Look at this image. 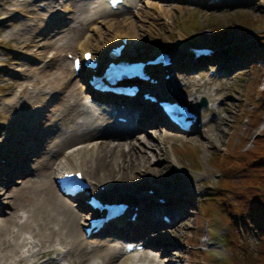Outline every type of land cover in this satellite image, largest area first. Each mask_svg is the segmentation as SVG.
<instances>
[{
    "label": "rangeland",
    "instance_id": "1",
    "mask_svg": "<svg viewBox=\"0 0 264 264\" xmlns=\"http://www.w3.org/2000/svg\"><path fill=\"white\" fill-rule=\"evenodd\" d=\"M210 1L217 0H130L123 12L110 14L106 0H86V11L81 15L85 23L80 26L79 33L72 36L67 30L79 22H75L69 10L55 11L61 5L65 9L71 0H0V243L6 234H10L8 238L11 237L12 241L16 238L14 230L19 228L17 223L26 221L36 199L32 190L21 193L22 197H15L13 190L22 188L23 181L30 179L40 181L42 187L46 186L43 184L46 178L37 174V159L52 157L49 151L58 142L59 129L63 127L58 110L64 106L67 108L56 83H48L50 74L53 75L57 68L65 70L69 55L79 54L84 49L102 54V48H107L106 44L117 34L127 33L134 41L132 58L150 57L167 48L179 61L174 69L182 79L184 99L192 100L199 94L207 100V106L200 109L203 124L196 132L183 134L168 129L166 123L157 118L153 120L159 125L143 127V120L138 124L136 135L140 136L139 140L147 138L151 146L146 145L142 149L138 146L135 151L134 158L138 159L135 180L152 178V185L160 182L164 188L163 182L171 176L181 181L184 177L187 179L185 182L190 180L193 183L189 184L191 198L182 208L181 219L166 228L168 236H162L166 241H160V244L169 246V252L162 253V245L155 250L147 246L145 251L162 264L168 260L180 264H225L231 256L228 246L220 240L227 232L220 210L225 207V202L215 197L219 193L232 199V192L243 189L244 184L241 185L239 179L244 166L241 157L245 149L254 147V138L264 130V54H257L263 47L260 36L264 33V0H225L224 4L214 5ZM100 10L104 12L98 14ZM88 17L95 20L88 21ZM187 44L210 49L212 44H220L226 52L220 59L227 62L226 66H231L230 73L218 77L220 65L217 62H194ZM43 72L48 74L42 77ZM81 78L68 75L67 81L74 86L81 84ZM196 83L199 88H195ZM169 85L170 80L154 89L166 96L170 94ZM86 95L85 90V102ZM38 98L40 101L37 102ZM137 98L140 99L139 96ZM32 107L34 110L31 111ZM158 111L159 108L153 107L148 113L150 118L156 115L162 118ZM52 112L53 119L48 120ZM55 123L57 127L49 134ZM125 128L133 129L123 125V130ZM165 132L170 136L163 142ZM112 141L124 143L126 150L131 142L139 144L135 137ZM76 145L66 149L60 147L59 152L62 153L58 163L60 160L68 166V163H73L65 155L68 156L67 151ZM39 153L40 157L37 156ZM83 156L74 154L73 160L87 172L91 163ZM144 156L146 161H140ZM70 167L76 169L77 166L72 164ZM107 173L115 175L111 170ZM132 175L128 176L130 180L120 182L122 187L134 183ZM51 180L54 181V176ZM147 188L145 193L151 190L149 186ZM121 192L126 191L122 189ZM135 193L138 194L135 191L126 194L137 197ZM71 203L74 208L78 204L76 201ZM83 215L80 221L87 224L88 212H83ZM30 237L29 230L19 234L18 239L23 243L20 252L6 264H17L18 258H25L27 264L35 260L31 251H38L41 246L34 248ZM99 237L103 236L90 239ZM50 248H53L52 242L42 250ZM4 253L5 249L0 251V264ZM48 258L46 255L40 263L45 264Z\"/></svg>",
    "mask_w": 264,
    "mask_h": 264
},
{
    "label": "bare ground",
    "instance_id": "2",
    "mask_svg": "<svg viewBox=\"0 0 264 264\" xmlns=\"http://www.w3.org/2000/svg\"><path fill=\"white\" fill-rule=\"evenodd\" d=\"M224 1L225 0H217L210 2L212 5H214L224 4ZM129 2L130 0H126L125 6ZM86 5V0H71V3L67 5L65 9H62L61 7L64 5H61L60 8L55 10L57 12L60 10H69L74 15L73 19L75 22H79V25H70L69 29L67 30V32L71 33L72 36L77 35L79 33L78 31H80V26L85 23V19H82L81 15L83 11H86ZM103 12L104 10H100L97 13L102 14ZM108 12L110 14H114L123 12V10L117 12L111 7H108ZM86 19L88 21L95 20V18L90 17ZM128 35L129 34L127 33L124 35L117 34L114 40H110V42L106 44L108 46L107 48H110L109 46L115 42H121L122 38L128 37ZM131 37L128 38L132 39ZM131 41H128L127 45H132L134 43ZM204 42H206V40H204ZM187 45L188 46H186V48H190L193 44ZM69 46H72V44L69 43ZM107 48H102V54L95 53V57L100 63L105 61L106 57L109 58ZM212 48L214 49L215 54H213L211 57H201L196 59L193 54L190 55L192 56L194 62L201 63L200 61L208 60L210 63L217 62V64L220 65L218 69V77L228 75V73H230L229 68L231 66H226L227 62L221 61L220 59L221 55H225L226 52L222 50V46L220 44L215 46L212 44ZM77 49L78 46L76 47V50ZM83 52L84 51L82 50L79 54ZM125 55L128 59H131L132 52L129 54L126 53ZM77 56L78 53L75 54V57ZM174 57L175 65L173 64V68L176 65H179V61L177 60L175 54ZM54 63H56V61ZM65 64V70H60V68H57V71L54 72L53 75L52 73L50 74L51 78L47 79L48 83L50 81L56 83V88L62 93L61 97L62 100L67 103V108L64 106L63 108L65 109L62 108L58 110V115H61L59 121H61V126L63 127L59 129L60 136L58 138V142H55V145L53 144L54 151L53 147L49 151L52 157H44L39 160L37 159V174L46 178L45 182L43 183L46 186L42 187V183H40V181L36 179H30L28 181H23L21 186L22 188L13 190V193H15L13 195L15 197H22L21 193H24L28 189L32 190L36 198L34 199V204L31 206L32 209L30 210V214L27 215L26 221L24 223H17L19 228L14 230V235L18 239L20 233L29 230L31 232V245H33L34 248L41 246V249L38 251L36 249L31 251V255L35 257V260L31 261L29 264H44L40 263V260L46 255L49 257L47 260L48 264H71V262L72 264H162L160 260L158 261L154 256H150L151 254L147 253L145 250L142 251L144 253L138 251L128 253L126 251V245L128 243L123 245V241L129 238L131 241H133V243L136 241L138 244L143 242L145 245H148L150 249L155 250L158 245H162L160 244V241H166L165 238H162L164 235L168 236V230L166 228L171 227L172 225H175L179 222L182 217L181 211L183 210V206L188 204L190 201L191 191L189 189V184L193 183L190 180L189 183L185 182L187 179L184 177L182 178L183 181L180 179H175L173 176L167 178L163 182L165 188L161 187L160 182L152 185V178L148 179L147 181L145 179L138 178V181H136V177H134V174L136 175L137 173L138 166V159L134 158L136 149L139 147L142 149V147L146 145L149 147L151 146V142L147 138L139 140L140 136L136 135V133H138L137 129H139L138 124L140 122L142 123L143 120V127L152 124L159 125L158 123H155L153 119L157 118V120L160 122H164L165 118H161L159 115H156V117L151 116V118L149 115H138L137 117L134 116L138 122L135 126H133L132 131H128L126 128L123 130L124 124L117 123L115 120L112 121L109 113H107L110 107H107L105 110L102 105L95 103L92 104L89 100H87V98L89 99L88 94L85 97L86 102L84 101V88L86 87H84L82 79L81 84H75L74 86H71L70 82L67 81L68 75H76V72L73 68V60H69L65 62ZM70 65L72 67V72L70 71ZM173 68L162 67V71L165 72L168 70L169 72H172L175 70ZM176 73L179 74L178 72ZM46 74L48 73L43 72L42 77H44ZM199 86L200 85L197 83L195 84V88H199ZM154 87L155 85L152 83L145 82L146 89H152ZM88 88L89 85L86 89ZM206 93L208 95L207 91ZM201 98H203L202 95L196 94L192 100H186L184 102L190 106H193L197 102L201 101ZM72 99L73 102L69 103ZM36 100L37 99H35V101ZM38 101H40L39 98L37 102ZM135 105L139 106L140 104L136 102ZM152 106L156 107L154 104ZM32 110H34L33 107L31 108V111ZM207 111L208 110H206V112ZM123 114L134 120V113L131 108L128 107L123 112ZM53 116L54 113L52 112L50 115H48V120H51V118L53 119ZM199 120L201 121L200 118L198 121ZM45 123L46 121H43V124ZM57 125L58 124L55 123L50 127L49 134L53 133V128L57 127ZM143 127H141V130H144ZM194 129L196 130L198 128L195 127ZM169 136V133L165 132L163 134V142L167 140ZM97 137H100L101 139L97 140ZM132 137H135L139 144L137 145L136 142L129 143L128 150L123 148L125 145L124 143L112 141L114 139H129ZM75 144L78 145L69 150L71 152L73 151L72 154L69 151H67L68 156L64 154L65 157L69 158L68 160H71L73 163H68L69 166L63 160H60V163H58L59 156L62 153L59 152V148H69ZM141 149L140 151H142ZM74 154L84 155L83 158L85 161L87 160L91 163L87 172L85 170L84 175L91 185L90 191L92 194L98 196L104 195L106 198L112 197L113 199H116L117 197L127 198L125 200L130 203L131 207H129L125 217L118 218L119 221L126 220L127 224L125 223L124 226L118 227V224L113 223L104 226V228L96 234H92L91 236L86 235V232L84 229H82L86 222H81L80 219H83V212L87 211V207H89V205L85 204L82 200V202L78 203L79 208H74V204H72L69 199L65 198L60 193L55 182L57 174L62 173L63 171L72 170L70 167L72 164H76L77 171L83 170L80 168L78 163L73 160ZM37 156L40 157V153ZM126 156L130 157L126 158ZM143 160L144 162L146 161L145 156L140 161ZM177 167L181 168L180 165H177ZM110 170L115 172L114 176H111L107 173L110 172ZM10 173L12 174V172ZM92 173L94 174L89 176ZM131 174H133L131 177L133 179L132 182L134 183L126 188H124V186L122 187L121 185H123V183L120 182L128 180V176ZM52 176H54V181L51 180ZM95 177H97V179ZM102 179H110L112 182H104ZM154 182L156 183L158 181ZM143 184L146 186H143ZM147 186H149L153 192L152 194L148 193V197L142 198L141 195L144 194L143 191L145 189H148ZM116 187H118V189H116ZM179 187L181 190H178ZM122 189H124L126 192H121V194L120 191ZM130 191L138 192L137 195L135 193L137 197L128 195L130 194ZM81 197L85 198L86 195L82 194ZM138 201L144 203V207L138 205ZM12 205L15 206L14 203H12ZM133 214H136L135 221L130 222L128 218ZM160 214L169 215V222L159 219ZM164 230L166 233H164ZM153 234H158L157 236L155 235L156 240L152 237ZM6 235L7 236L0 243V251L2 252L4 249L6 250V253H4V255L2 254V264H6L5 262L8 260L12 262L13 257L19 254L20 247L23 244L20 239L17 241L15 238L12 241L10 240L11 237L8 238L10 234ZM94 236L103 237H99L97 240H91L90 238ZM50 242H52L53 248L42 250V248H44L45 245L47 246V243ZM7 247L9 248L8 250L6 249ZM168 247L169 246L167 245H162V253H168L170 250ZM16 262L17 264H27V260L25 258H18ZM47 262L45 264H47ZM164 264H180V262L168 260L167 262H164Z\"/></svg>",
    "mask_w": 264,
    "mask_h": 264
},
{
    "label": "trees",
    "instance_id": "3",
    "mask_svg": "<svg viewBox=\"0 0 264 264\" xmlns=\"http://www.w3.org/2000/svg\"><path fill=\"white\" fill-rule=\"evenodd\" d=\"M260 40L263 47L257 54L263 55L264 33ZM253 143L254 147L245 149L241 157L244 166L239 179L243 189L236 191L237 195L232 192V199L219 193L215 197L225 202L220 210L227 232L220 240L231 252L225 264H264V130Z\"/></svg>",
    "mask_w": 264,
    "mask_h": 264
},
{
    "label": "water",
    "instance_id": "4",
    "mask_svg": "<svg viewBox=\"0 0 264 264\" xmlns=\"http://www.w3.org/2000/svg\"><path fill=\"white\" fill-rule=\"evenodd\" d=\"M206 102V100L204 99V103Z\"/></svg>",
    "mask_w": 264,
    "mask_h": 264
}]
</instances>
